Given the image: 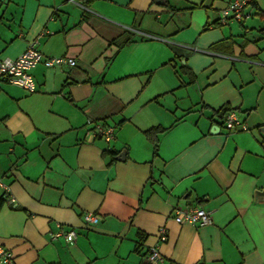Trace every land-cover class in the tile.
I'll list each match as a JSON object with an SVG mask.
<instances>
[{
	"label": "crops",
	"instance_id": "1",
	"mask_svg": "<svg viewBox=\"0 0 264 264\" xmlns=\"http://www.w3.org/2000/svg\"><path fill=\"white\" fill-rule=\"evenodd\" d=\"M83 1L0 0V58L36 41L76 62L37 65L32 94L0 82V248L15 264H151V248L156 264H264V0L225 25L233 0ZM224 108L247 130L227 134ZM186 208L211 224H176ZM59 226L76 241H49Z\"/></svg>",
	"mask_w": 264,
	"mask_h": 264
},
{
	"label": "built area",
	"instance_id": "2",
	"mask_svg": "<svg viewBox=\"0 0 264 264\" xmlns=\"http://www.w3.org/2000/svg\"><path fill=\"white\" fill-rule=\"evenodd\" d=\"M75 3L76 0H68ZM247 3L243 0H233L224 9L219 12L220 24H226L229 21L240 22L244 16V9ZM86 9V8H85ZM128 31L138 35L154 38L152 36L143 34L135 29L124 27ZM187 50L200 52L206 54L207 52L197 49L195 47H185ZM39 64H43L46 68H55L69 66L74 67L76 62L74 59L67 57H45L37 48V42H31L24 53L16 59L0 58V82H5L17 86L29 94L35 92L36 86L30 75V72ZM222 126L227 134L235 133L238 130L246 131L247 128L239 122L236 114L230 111L226 114ZM90 135L94 139L110 142L114 139L115 128L102 123H94L90 130ZM0 188L9 192L8 187L3 183L0 177ZM173 220L176 224L190 225L195 228H202L211 224L210 213L201 208H186L175 211ZM82 221L86 227L95 226L100 219L93 213H85L82 215ZM78 232L75 228L64 229L59 226L58 230L48 234L49 241L63 239L66 244H72L76 241ZM157 238L160 242H165L167 239V230L165 227H160L157 231ZM162 260V256L155 248L149 249L147 261L151 264H156ZM0 264H15V259L12 253L8 250L0 248Z\"/></svg>",
	"mask_w": 264,
	"mask_h": 264
},
{
	"label": "trees",
	"instance_id": "3",
	"mask_svg": "<svg viewBox=\"0 0 264 264\" xmlns=\"http://www.w3.org/2000/svg\"><path fill=\"white\" fill-rule=\"evenodd\" d=\"M78 2H82L83 3V5L84 6H87V5H85V3H84V1L83 0H78ZM81 3V4H82ZM127 43V42H126ZM231 110H229L228 108H224V109H222V110H220L219 111V113L221 114V117L222 118H224L225 116H226V114L228 113V112H230ZM154 130H152V131H148L147 133H146V135L148 136V135H150V134H154Z\"/></svg>",
	"mask_w": 264,
	"mask_h": 264
},
{
	"label": "water",
	"instance_id": "4",
	"mask_svg": "<svg viewBox=\"0 0 264 264\" xmlns=\"http://www.w3.org/2000/svg\"><path fill=\"white\" fill-rule=\"evenodd\" d=\"M6 3L8 2V0H4ZM216 129L219 130V127L216 126ZM264 133V131H262ZM261 195L264 196V190L261 192Z\"/></svg>",
	"mask_w": 264,
	"mask_h": 264
},
{
	"label": "rangeland",
	"instance_id": "5",
	"mask_svg": "<svg viewBox=\"0 0 264 264\" xmlns=\"http://www.w3.org/2000/svg\"><path fill=\"white\" fill-rule=\"evenodd\" d=\"M235 22H237V21H235ZM178 46L182 47V46H185V45H178ZM185 47H189V46H185ZM184 49H185V48H184Z\"/></svg>",
	"mask_w": 264,
	"mask_h": 264
}]
</instances>
